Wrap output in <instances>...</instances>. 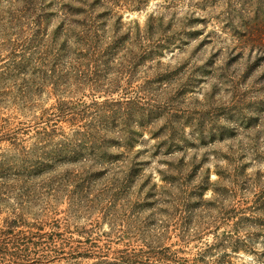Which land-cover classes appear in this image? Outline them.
<instances>
[{"label": "rangeland", "instance_id": "rangeland-1", "mask_svg": "<svg viewBox=\"0 0 264 264\" xmlns=\"http://www.w3.org/2000/svg\"><path fill=\"white\" fill-rule=\"evenodd\" d=\"M33 1L1 4L0 50L24 37L46 41L45 65L63 42L89 53L59 80L41 79L37 57L0 69V226L9 209L66 214L67 247L47 264H91L86 239L97 256L221 244L205 264H264V0ZM5 54L0 67L18 62ZM123 124L146 127L138 184L79 187L93 148L125 151L110 141Z\"/></svg>", "mask_w": 264, "mask_h": 264}, {"label": "trees", "instance_id": "trees-1", "mask_svg": "<svg viewBox=\"0 0 264 264\" xmlns=\"http://www.w3.org/2000/svg\"><path fill=\"white\" fill-rule=\"evenodd\" d=\"M5 1L6 0H0V7ZM16 1L20 2L17 4L24 2L31 8L37 5L33 0H30L29 3L27 0ZM82 5L86 7L87 0L83 2ZM9 7L11 6L9 5ZM70 7H72L71 2ZM77 10L79 9H76V11ZM0 13L1 22L5 13ZM27 41L28 40L24 37L20 40L5 41L4 48L0 50V52H6L5 58L18 59V62L9 65H6V62H4L5 64L0 67V69H3L1 76H11L7 73L10 71L18 72L20 66H30L34 57H37L34 59L36 60V67H38V71L36 72L42 73L41 79H47L48 81L56 76V79L59 80L63 76L69 77L71 72L75 70L76 62L74 59L78 60V58L85 57L89 53V49L84 50L83 48H80L82 39H78L74 43V45L79 48L74 47L73 52H70V47H67L65 45L66 42H63L58 45L59 47L56 50L53 49V61L51 63L48 62L49 65H45L41 62V59L47 57L48 61H50L47 48H45L46 41H41L39 39L31 45L27 44ZM25 59H27V61H25ZM88 111H90V109L86 112ZM105 121H107V119H104V121L100 123L102 124V127ZM144 129H146V127L143 125L131 126L130 124H123L120 125V130L118 132H114L113 134L111 131L112 134L110 136V141L116 147V151L121 149H124L125 151L112 153L107 144H103V142L101 146L93 148L91 150L92 152H90L92 154L86 156L88 164L79 167L84 174H88L86 179L81 180L82 185H79V187H84L83 185L89 184V181H97L101 177H107L109 175L120 177L115 180L120 181L121 183L137 185L140 173L144 171L146 166L150 165L149 161L140 160V152L132 153V149L135 144L138 143V137L143 134L142 131H144ZM162 130L163 129H160V131ZM164 155L167 156L168 154ZM59 158L64 159L66 157L62 155ZM77 161L78 160H73L75 163H77ZM167 166L169 169H172L170 163H167ZM31 168L36 169L34 166ZM40 171L42 172V170ZM32 172L34 171L27 170L26 174L28 177L32 176V178L28 179L30 181H32L34 177ZM4 177L6 176L1 175L0 181L6 182L7 179ZM2 189L3 186L0 189L1 192ZM41 195V191H39L32 198L38 200ZM9 198L10 197L0 195V205L4 200H8ZM24 209V207L17 209V212L16 210L9 209L10 214L7 213V216L4 218L2 225L0 226V264H47L51 261V258L55 259L52 256V253L55 251L59 252V250L64 251L67 247L68 243L64 242L65 233H67L66 230L69 229L70 225L66 214L61 216V214L54 211L52 208V213H49L48 211L44 212L43 209H41L38 215H29V210L27 211V209ZM242 215H244V213H242ZM260 218V216H254L255 220H260ZM79 243L85 245L87 251L81 252L77 254V256L84 258L86 261L91 260V264H205L204 262L207 260L206 254L210 252L209 250L214 251L217 247L221 246V244L205 245L204 247L207 246V248L193 255L191 259H186L177 257V254H168L169 251L167 253L163 252L162 254H154L153 252L144 249L136 251L134 249L128 250L127 248L115 251L112 255L99 254V256H97L95 253L91 254L89 250L90 248L93 249L96 247L95 243L91 240L86 239L84 242ZM233 249L237 250V247L234 246ZM31 255L36 258H34L32 262H29V259L32 257ZM213 263H215V261H213Z\"/></svg>", "mask_w": 264, "mask_h": 264}]
</instances>
